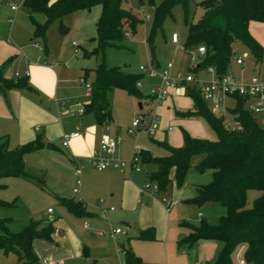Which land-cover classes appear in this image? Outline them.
<instances>
[{
  "label": "rangeland",
  "instance_id": "374dc122",
  "mask_svg": "<svg viewBox=\"0 0 264 264\" xmlns=\"http://www.w3.org/2000/svg\"><path fill=\"white\" fill-rule=\"evenodd\" d=\"M161 0H157L160 2ZM203 0H192L188 6V16L191 21L196 22L202 15V10L198 6V3ZM5 2L0 1V38H4L3 41L6 44L10 38L9 33L11 25H9V15L6 13V9L3 6ZM128 8L142 20V24L138 27L136 33H131L129 30H125L123 33V39L120 42V46L117 48H109L105 52L104 61L108 67L117 68L129 72L131 74L141 75V79L138 82L141 86H137L142 98L138 99L129 95L125 90L116 88L113 90L112 99V123L109 125V139L120 140V150L126 155L124 160H128L134 151H139L136 147L148 146L152 152L153 157L161 158L167 156V151L163 144H166L173 148H180L184 145L183 132H186L190 137L196 139H206L209 141L215 140L214 133L210 130L204 120L193 117H176V113H187L191 111V101L185 93L186 85L179 86L177 88L168 87L170 92L169 97L164 101L157 103L156 101L149 99V94L152 89H155L160 85L157 76H149L148 74L141 73L139 68L141 66H149L161 72L167 64H172L170 70V76L178 79H182L189 70L196 67L198 62H191L190 52L185 51L184 44L187 40V27L184 23V10L181 6H176L172 10V16L167 18L163 24L161 31H158L153 41V59L150 54L148 45L146 44L147 36L150 30L152 16L154 13V7L150 5L137 6L134 0H130L127 4ZM19 12L27 14V11L23 9L22 2L16 3ZM101 13V7L99 5L93 6L90 10H80L74 13L65 15L62 18V24L69 27V31L66 34L59 33L60 22H52L46 30V48L48 55L45 54L43 49V41L40 38H34V33L30 37L28 43L32 47L31 51L35 54L34 58L40 56L43 59H47L49 64L57 67L60 72V85H59V99L67 100L70 104L74 105L75 101L81 105L86 104L89 98L86 97L85 90L81 84V80H85L86 83L92 84L95 80L94 70L102 60V55L94 53L96 51V43L91 40L94 37L96 24L99 20ZM148 17V19H146ZM172 34H177L179 37V43L174 45L171 43ZM264 38V35L260 37ZM264 40V39H263ZM74 43L76 46L71 45ZM39 45V46H38ZM38 46V47H37ZM37 48H39L37 50ZM264 48V46H263ZM75 49L78 50L75 53ZM39 51V52H38ZM234 57L231 65L227 71L229 77H233L235 80H241L247 78L253 70L264 71V56L260 63H256L250 56L248 51L239 42L233 44ZM41 52V54H40ZM192 53H195L193 51ZM47 56V57H46ZM241 58L244 60V66L239 67L235 64L234 58ZM153 61V63H152ZM17 61L14 56L6 58L0 63V69L6 71L8 69L12 72L18 71ZM199 79L208 80V76L204 71L197 73ZM184 90V92H183ZM67 95L65 96V94ZM171 96V97H170ZM173 102V103H172ZM210 110L209 104L204 101ZM225 106L231 109L235 106V103L231 99L224 101ZM141 105V109L139 107ZM62 111V110H61ZM62 113V112H61ZM86 119L92 117V127L100 131L101 126H98L92 114H85ZM226 118V127L234 128L236 123L233 118L227 113L223 114ZM221 116V115H219ZM143 117L150 121L152 117L158 119L156 128L152 134H148L143 125L139 128L132 127L133 121ZM254 119L264 127V111L260 114H254ZM80 117H62L63 123L62 130L68 129L72 121L80 122ZM81 136L84 135L87 130V121L82 125ZM171 129L170 131L168 129ZM60 130V129H59ZM101 139L100 132H98L97 139H95V151L99 149V142ZM6 140V139H3ZM51 144V143H50ZM52 145L59 148L60 144L54 142ZM94 146V147H95ZM62 148V147H61ZM62 153L51 151L44 154H34L27 160L25 171L34 177L36 183L28 184L25 182L22 186L13 187L6 186V189L0 191V197L5 202H8L10 206L1 207L0 219H8L7 227L11 232L21 231L30 219L45 220L48 210H51L54 221H63L67 224L68 228H71L76 235H81V243L87 247L89 240L94 241L95 237H90L89 234L93 232H99L100 235H107L112 223L113 228L111 230L118 229L120 233L125 230V223L131 225V227L145 231L148 227L154 229V241H140V252H143V264H206V260L215 256V250L213 244H203L202 242H196L192 246L186 244H179L181 239H176V233L186 232L183 222L198 226L195 220H198V209L195 205L185 204L180 206H174L176 201V193L188 194L189 192H195L198 180L208 182L211 180V171L198 172L196 169L197 164L200 162L202 156L196 155L191 159L190 168L187 171L185 179L181 186H177L174 180L173 171L169 174V182L166 185L164 191H158L153 193L155 201V208L150 207V211H139V207H134L131 211L121 212L119 205L112 203L109 208H113V211L109 214L107 220L100 218L99 213L97 224L85 219L72 218L69 220L73 225H68L64 215L60 213V205L55 195L62 196L68 200H71L73 196V190L80 188L77 186V180L81 182L84 178L80 177V172L83 169H95L94 163L91 161L93 151L90 156H75L77 159V165L73 162V159L69 156L67 150L61 149ZM128 158V159H127ZM140 173H133V179L136 184H139L140 189L149 183L148 176L155 169L151 164H144ZM0 181H5L0 179ZM21 185V184H20ZM139 189V190H140ZM19 192L20 195H16ZM71 194L72 197H70ZM152 195L151 192L139 196L142 199V206L148 207L147 195ZM192 194V193H191ZM260 192L249 191L247 193V208L252 206V202L258 196ZM185 196V195H184ZM195 196V195H193ZM16 197L18 198L16 200ZM1 198V199H2ZM95 199L91 196L88 202H86L87 212L96 214V209H100L102 204L100 201L105 202V197H97ZM185 200H181L180 204L185 203ZM136 203H138L136 201ZM176 204V202H175ZM187 204V203H186ZM218 207V204L209 203ZM148 205V206H147ZM80 204V208H81ZM190 209L189 214L186 213V220L181 219L184 215L183 209ZM207 208V207H205ZM121 212V213H120ZM170 212V213H169ZM171 214L170 226L166 219ZM213 214V213H212ZM108 216V215H107ZM215 216V215H214ZM152 222V223H149ZM157 225H155V224ZM88 225L91 230L85 231V234H81L80 230L84 225ZM81 227V229H80ZM171 227V230H169ZM79 229V230H78ZM59 230H63L59 228ZM2 231L0 229V236ZM86 238V241L84 238ZM93 248V247H92ZM94 249V248H93ZM7 264H16V257L13 254H8ZM213 260V262H214ZM233 264H249L244 259V250L241 251V247L234 250L232 255ZM211 264V263H209Z\"/></svg>",
  "mask_w": 264,
  "mask_h": 264
},
{
  "label": "trees",
  "instance_id": "16d2710c",
  "mask_svg": "<svg viewBox=\"0 0 264 264\" xmlns=\"http://www.w3.org/2000/svg\"><path fill=\"white\" fill-rule=\"evenodd\" d=\"M130 0H23V7L29 13V21L34 27V38L43 41L47 52L45 33L49 25L60 22L59 33L66 34L69 28L62 24V18L80 10H90L99 5L101 13L96 24L92 41L96 43V53L102 55L101 62L94 70L95 80L91 84L92 95L84 104V114H92L98 126L112 123V93L116 88L125 90L129 95L142 98L137 84L141 75L131 74L121 69L111 68L105 64V52L117 48L127 29L136 33L142 20L128 6ZM137 6L154 7L152 22L146 44L153 59V41L156 33L161 31L165 20L172 16V10L181 6L184 10V23L187 27L185 51L192 53L204 47L206 53L196 67L188 73L197 75L212 67L218 77L227 74L234 57L233 44L239 42L246 48L256 63L263 60L264 48L251 36L248 30L250 22L264 23V0H203L198 3L202 15L196 22L188 16V6L192 0H134ZM43 16V22H37L33 16ZM153 63V61H152ZM9 89H30L27 76L4 78L0 71V91ZM185 93L191 100L192 109L186 116L205 121L215 135L214 141L196 139L183 132L184 145L173 148L163 144L168 155L161 158L152 157L148 151L140 150L142 165L153 164L156 170L148 180L164 191L169 182V174L174 173V180L182 185L191 159L202 156L196 169L202 173L211 171V180L206 185L196 188V195L185 203L201 207L207 203L220 205L225 213L214 225L202 220L198 226L182 223L189 230L179 244L192 246L199 241L215 242L221 245L214 262L211 264H233L235 249L243 246L244 259L249 264H264V127H262L244 108L243 100L237 98L235 106L228 109L236 127H226L224 116L213 115L198 91L186 85ZM149 97V96H148ZM149 99H152L149 97ZM44 148L40 136L34 142L18 148L9 149L6 140H0V179L21 178L34 183V177L25 171V156ZM42 187V185H41ZM4 188L0 185V189ZM260 192L247 208V193ZM58 201L72 214L82 217L86 214L80 209V202L58 197ZM10 206L0 200V207ZM8 219H0V250L3 254H14L18 264H40L34 253L32 242L36 239L51 241L54 232L53 222L43 223L32 219L19 232H11ZM137 239L154 241V229L139 231ZM124 264H142L128 246H122Z\"/></svg>",
  "mask_w": 264,
  "mask_h": 264
},
{
  "label": "crops",
  "instance_id": "0c3cea01",
  "mask_svg": "<svg viewBox=\"0 0 264 264\" xmlns=\"http://www.w3.org/2000/svg\"><path fill=\"white\" fill-rule=\"evenodd\" d=\"M0 1L5 2L3 6L6 9V13L10 17L9 20L12 19V23H9V25H11V31L9 33L10 38L7 40L6 44L3 41L4 38H0V63L6 58L14 56L17 61V65L19 66H17L18 71L15 72H12V70L10 69L6 71L0 69V71L3 74V77L8 79L27 75V83L30 87V89H9L0 91V140L6 139L9 149H14L27 143L34 142L36 137L40 136L44 148L38 152L31 153L25 156V169L27 160H30L29 158H31L32 155H40L51 152L45 149V146L48 143L53 144L54 142H58L60 144V150H67L69 156L71 157V159H73L75 165H77V159L75 156L88 157L90 156V153L92 151L93 153L95 152L96 146L94 142L95 139H97L98 132H100L101 139L103 137L109 139V126L101 127L100 131H97L98 129L92 127V117L86 119V116L88 115L85 114L82 116H70L61 113L64 103L69 105L71 104L67 100H58L60 85L59 69L57 67H54V65L49 64L47 59H43V57L41 58L40 56H38L37 58H34L35 54L33 53V51H31L32 47L28 43L30 37L34 33V27L29 21L28 11L23 7V9L27 11V14H21L16 6V3L20 4L21 2L23 6V0ZM12 5L16 7L15 11L11 10ZM33 18L39 23L43 22L44 20L43 16L41 15H34ZM248 30L251 36L263 47L264 38L261 39L260 37L264 35V23L250 22ZM38 49L39 48H37V50ZM45 54L48 55V50L47 52H45ZM254 71L255 69L253 70V72ZM15 73H18L19 76H15ZM248 77L242 80H247ZM66 95L67 93L65 94V96ZM234 103H236V101H234ZM74 104L81 105L77 101H75ZM66 116H70L73 118L80 117L81 119L80 122L72 121L66 131L62 130L63 123L61 121L62 117ZM86 121L87 130L85 131L84 135L81 136L82 127L80 128L79 123L83 125ZM76 129L80 131V137L74 140H70L67 147H62V137L70 132L75 131ZM120 144L115 150L113 156L116 159H125L126 155H124V153H122V151L120 150ZM136 148L139 149V151H148L153 157L152 152L150 151V148L148 146H139ZM151 165L155 167V169L152 170L153 172L156 170V166L153 164ZM79 172L80 177L82 175L84 181L81 182L78 193L72 192L73 195L77 196L72 197L70 193L68 195L72 197L71 200H73L74 202H80V204L82 205L80 209H82L86 214L82 217L88 218L86 220L92 221L93 225L99 222V216L97 214L99 213V209H96V214L87 212L86 202L91 199V196H93L95 199H98L97 197H105V202H103L102 207L109 208L112 203H116L117 205H119L121 212L131 211L134 209V207L137 208L138 206H140L138 208L140 212L146 210L150 211V207L155 208V205L149 204V202L151 204H154L155 202L151 201L152 199H154V192L152 193V195H147L148 198L146 201H148L149 206L147 205L148 207H144V209L143 207H141L142 199L140 196L142 195L139 196L140 187L139 184H136L133 179V173L136 172L127 174L117 170L98 171L96 168H89L85 170L83 169L82 172ZM4 180L5 181H0V185L4 186V188L0 189V191L6 189V186L10 188L13 187L14 189L18 186H22V184H24L25 182H28V184L31 183L32 186H36L34 185L36 183L21 178H6ZM208 181L209 179H207L206 181L198 180V185L196 186V188L202 185H206L207 183H209ZM16 195H20L19 192H17ZM193 195H196V191L189 192V195L184 193L178 195L176 193V204L174 202V206L181 205L180 208H184L182 207L184 204L188 206V204L186 203L180 204L181 200H189L194 197ZM55 196L62 197L59 195ZM1 198L2 197H0V200H3V198ZM17 199L18 198L16 197V200ZM136 201L138 203H136ZM59 205L60 213L64 215L65 219H67L66 221L68 222V225H73L71 223V220H69L70 216H72V218L74 216V218L83 219L82 217L76 216L69 212L67 208L60 202ZM213 206L214 205H210L209 203H207L206 206H203L202 209H198V220L195 221H198L197 223H200L202 220H205L208 224H216L218 222V219L222 215H224L225 210L220 205L218 207ZM189 210L190 209L188 208L183 209L184 215L181 216V219L186 220L188 216L186 215V213L189 214ZM111 212L112 211H109L107 214L109 223V214ZM52 213H48V211L47 214L44 213L43 215L47 216L45 220L42 221L43 223H48L50 221L53 222L52 227L54 229V232L51 235V241L47 242L44 240L36 239L32 242L33 251L39 258L40 264L43 260L53 261L56 264H124L121 249L123 245L128 246L133 254L136 257L140 258L141 263L143 264V252H140V245L138 243L142 240L137 239L139 230L131 227V225H129L128 223H125L124 232L122 231V233L119 234H112V223H110L111 228L107 235H98L97 231L90 233L89 236L95 237V240H89V243H87L89 247L88 252L87 247L83 246V244L81 243V235H76L75 232H73L71 228H68L67 224H65L63 221H59V223L58 221H54ZM169 213L166 221L170 226L171 214L169 215ZM30 220H28V223ZM83 220L85 221V219ZM59 228H62L63 230H59ZM82 230L90 231L91 228L89 226L87 229H84V227H82L80 232L81 234H85V232H83ZM169 230H171V227ZM188 232L189 230L186 228V232L176 233V239L182 240L186 237ZM83 238L86 241V238ZM199 242H202L203 244H213V248L216 251L214 257H216L221 247L219 243L204 241ZM1 252L2 251L0 250V264H7V259H3L1 257L3 256L1 255ZM4 257L7 258L8 256L4 254ZM213 260L214 258H209L208 260H206V264L212 263ZM16 264H18L17 257Z\"/></svg>",
  "mask_w": 264,
  "mask_h": 264
},
{
  "label": "built area",
  "instance_id": "2783aa9c",
  "mask_svg": "<svg viewBox=\"0 0 264 264\" xmlns=\"http://www.w3.org/2000/svg\"><path fill=\"white\" fill-rule=\"evenodd\" d=\"M11 10L15 11L16 7L11 6ZM148 19V17H146ZM9 23H12V19L9 20ZM172 44L179 43V37L177 34H172L171 36ZM73 47H77L72 43ZM78 50L75 49V53ZM206 53L204 47H199L195 53L190 54L191 62H199L200 57H203ZM235 64L239 67L244 66V60L240 57L234 58ZM172 64H167V66L159 73L156 72L151 65L141 66L139 71L141 73H146L149 76H157L160 82V85L155 89L150 91L149 97L152 100L160 103L169 97L170 92L168 87L177 88L182 85H190L194 87L202 99L209 104L210 112L216 116H224L223 114L228 112V108L225 106L224 101L231 99L235 101L237 98L243 100L244 108L250 114H260L264 111V71L255 70L248 77L247 80H235L233 77H229L227 74L221 77H218L215 73V70L212 67L204 69L210 78L208 80L199 79L197 75L192 73L186 74L182 79H178L170 76V70L172 69ZM19 76L18 73L14 74ZM27 76V75H26ZM85 89V94L87 98H91L92 95V86L90 83H86L85 80L80 81ZM137 86H141L139 83ZM85 109L83 105H69L63 104L62 113L70 116H82L84 115ZM158 119L152 117L149 122L143 117H140L133 121L132 127L139 128L140 125L144 126V130L148 134H152L156 128ZM170 130V129H169ZM80 137V131L76 129L73 132H70L62 137L61 145L62 147H67L70 140H74ZM120 141L118 139H108L103 137L99 143L98 151H95L91 157L92 162L95 165V168L98 171L105 170H117L123 173L130 174L131 172H141L142 170V161L139 151H134L131 157L128 160L116 159L113 155L115 150L119 146ZM81 181L77 180V186L80 187ZM74 193H78V188L73 190ZM148 192L155 193L158 192V186L155 183H149L144 185L140 190L139 194L143 195ZM103 204L102 200L100 201ZM109 211H113V208L102 207L99 209V216L103 220H107V214ZM51 210H48L50 213ZM88 225H84V229H87ZM118 229L112 230V234H119ZM101 233L98 232V235ZM241 246V251L243 250ZM41 264H56L53 261L43 260Z\"/></svg>",
  "mask_w": 264,
  "mask_h": 264
},
{
  "label": "water",
  "instance_id": "95a60500",
  "mask_svg": "<svg viewBox=\"0 0 264 264\" xmlns=\"http://www.w3.org/2000/svg\"><path fill=\"white\" fill-rule=\"evenodd\" d=\"M139 107L141 108V105H139ZM175 116H176V117L184 118V117H186V114H185V113H176ZM45 149H47V150H49V151H55V152H59V153H61V150H60L59 148H57V147H55L54 145L49 144V143L46 144Z\"/></svg>",
  "mask_w": 264,
  "mask_h": 264
}]
</instances>
